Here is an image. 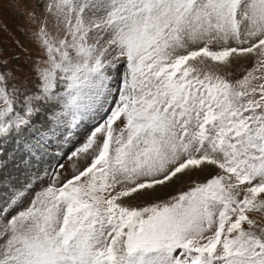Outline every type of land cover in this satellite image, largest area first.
Returning <instances> with one entry per match:
<instances>
[{
  "label": "snow or ice",
  "instance_id": "6c2138e0",
  "mask_svg": "<svg viewBox=\"0 0 264 264\" xmlns=\"http://www.w3.org/2000/svg\"><path fill=\"white\" fill-rule=\"evenodd\" d=\"M5 10L0 264H264V0Z\"/></svg>",
  "mask_w": 264,
  "mask_h": 264
},
{
  "label": "rangeland",
  "instance_id": "374dc122",
  "mask_svg": "<svg viewBox=\"0 0 264 264\" xmlns=\"http://www.w3.org/2000/svg\"><path fill=\"white\" fill-rule=\"evenodd\" d=\"M3 25H7V31H4L2 34H0V46L5 48L9 53L20 52V48L15 43V41L18 40L29 50L34 51L33 45L29 43L27 37L23 35L20 31V28L23 25L22 17L18 16L14 11L5 10L4 12L0 13V28H2ZM21 55L25 56L24 53H21ZM10 153V149L8 147H5L3 157L8 160ZM16 159H20L19 154L16 155ZM69 164L70 163H67L65 167L67 168ZM9 170L13 171L15 175H17V172L20 171L12 169L11 164L9 165Z\"/></svg>",
  "mask_w": 264,
  "mask_h": 264
}]
</instances>
